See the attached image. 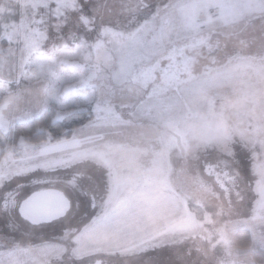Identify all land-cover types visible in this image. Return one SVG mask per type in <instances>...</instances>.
I'll use <instances>...</instances> for the list:
<instances>
[{
    "label": "rangeland",
    "instance_id": "obj_1",
    "mask_svg": "<svg viewBox=\"0 0 264 264\" xmlns=\"http://www.w3.org/2000/svg\"><path fill=\"white\" fill-rule=\"evenodd\" d=\"M95 1L0 0V193L70 201L0 213L2 264H262L264 0ZM48 110L69 140L8 145Z\"/></svg>",
    "mask_w": 264,
    "mask_h": 264
},
{
    "label": "trees",
    "instance_id": "obj_2",
    "mask_svg": "<svg viewBox=\"0 0 264 264\" xmlns=\"http://www.w3.org/2000/svg\"><path fill=\"white\" fill-rule=\"evenodd\" d=\"M98 1V0H96ZM95 1V2H96ZM143 5L146 9L148 6L157 5L158 1L161 0H142ZM131 2L136 3L134 0H110L109 4L116 5L117 11L121 10V14L133 13L130 9ZM156 2V3H155ZM162 2V1H161ZM162 4V3H161ZM155 15L154 17H156ZM135 108V107H133ZM78 125H76L77 127ZM73 126H64L59 122H54L52 120L51 111H46L37 117L32 118L26 123H14L10 126L8 131V145L16 149L20 140L24 143L32 146H38L47 142H60L63 140H69L73 134ZM1 157V156H0ZM45 189V188H44ZM46 189H56L61 192L58 188H46ZM63 193V192H62ZM233 245L239 248H245L249 246V236L247 231H237L233 237ZM254 259L257 261L261 260L264 263V252L258 248H255L252 253ZM261 258V259H260Z\"/></svg>",
    "mask_w": 264,
    "mask_h": 264
},
{
    "label": "water",
    "instance_id": "obj_3",
    "mask_svg": "<svg viewBox=\"0 0 264 264\" xmlns=\"http://www.w3.org/2000/svg\"><path fill=\"white\" fill-rule=\"evenodd\" d=\"M70 202L56 189H41L30 194L17 207V214L29 225L57 221L68 213Z\"/></svg>",
    "mask_w": 264,
    "mask_h": 264
},
{
    "label": "crops",
    "instance_id": "obj_4",
    "mask_svg": "<svg viewBox=\"0 0 264 264\" xmlns=\"http://www.w3.org/2000/svg\"><path fill=\"white\" fill-rule=\"evenodd\" d=\"M260 13H262V12H260ZM256 14H258V12ZM249 21H250V18H249ZM10 195H11L10 191L4 193L3 196H2V193H0V213H8L9 212L10 214H12L13 211L15 209H17V207H18L19 204H17L15 200H14L13 203L10 202V201H8L6 203L4 202V198L5 199L6 198L9 199ZM8 220L6 221L7 222L6 223L7 228L10 227V225H8V222H9ZM10 236H8V237H10ZM0 238H1L0 240H2L3 237L0 236ZM10 249H12V248H1V246H0V254L2 253V255L0 256V264H2V262L4 263V262H6V261H8L10 259V258H5V255H7L8 253H12V251H17L18 250L17 248L16 249H13L12 251Z\"/></svg>",
    "mask_w": 264,
    "mask_h": 264
}]
</instances>
